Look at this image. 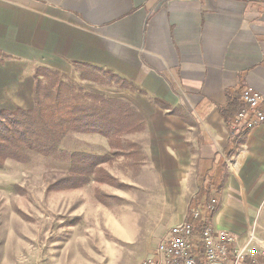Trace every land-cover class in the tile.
<instances>
[{"label": "crops", "instance_id": "obj_1", "mask_svg": "<svg viewBox=\"0 0 264 264\" xmlns=\"http://www.w3.org/2000/svg\"><path fill=\"white\" fill-rule=\"evenodd\" d=\"M0 52V109L34 106L39 65L88 90L77 64L129 81L96 91L145 116L136 136L166 194L188 210L212 178L223 186L212 224L264 253V122L234 146L219 110L241 74L264 94V0H0Z\"/></svg>", "mask_w": 264, "mask_h": 264}, {"label": "rangeland", "instance_id": "obj_2", "mask_svg": "<svg viewBox=\"0 0 264 264\" xmlns=\"http://www.w3.org/2000/svg\"><path fill=\"white\" fill-rule=\"evenodd\" d=\"M136 133L123 137L143 147L131 148L132 156H114L99 133L69 132L54 156L31 152L25 164L8 161L0 170V264H145L172 224L184 219L189 198L175 202L166 194ZM75 151L112 156L102 167L115 179L58 187Z\"/></svg>", "mask_w": 264, "mask_h": 264}, {"label": "trees", "instance_id": "obj_3", "mask_svg": "<svg viewBox=\"0 0 264 264\" xmlns=\"http://www.w3.org/2000/svg\"><path fill=\"white\" fill-rule=\"evenodd\" d=\"M0 56L7 58L0 52ZM80 79L100 85L110 86L116 83L121 88H131V83L99 66L80 63L75 65ZM34 106L30 109H0V170L6 163L15 160L27 163L30 153L54 156L61 151V145L69 132L99 133L113 148L114 156L133 155L131 148L143 150L142 145L125 140L126 134L140 132L146 128V118L135 105L119 96H107L93 92L83 85L79 86L65 79L59 70L47 66L35 68ZM237 87L227 88L226 104L219 106L223 120L230 128L234 146L243 142L253 126L239 125L237 118L247 107L244 98L246 86L243 74ZM163 108L169 106L156 100ZM185 118L180 111H173ZM251 120V116H249ZM234 150L230 149L229 154ZM69 176L60 178L56 185L60 188H81L91 181L111 183L115 178L102 166L112 160V156L90 152H71ZM223 186L216 187L215 180L209 178L208 187L199 182V190L189 205L187 219L194 225V251L201 255L202 230L212 223L218 210H210L207 204L216 198ZM215 196V197H214ZM218 200V199H216ZM217 206V204H216ZM199 208L200 216L194 218L192 209ZM264 262V259H263Z\"/></svg>", "mask_w": 264, "mask_h": 264}, {"label": "built area", "instance_id": "obj_4", "mask_svg": "<svg viewBox=\"0 0 264 264\" xmlns=\"http://www.w3.org/2000/svg\"><path fill=\"white\" fill-rule=\"evenodd\" d=\"M247 103L237 121L242 126H257L264 122V94L251 88L245 90ZM251 116V120H249ZM213 199L207 207L216 208ZM194 218L200 216L199 208L192 209ZM194 225L188 219L172 224L145 264H264V253L249 249V243L240 245L239 238L226 229H217L207 223L202 230L201 255L194 251ZM252 237V235H251Z\"/></svg>", "mask_w": 264, "mask_h": 264}, {"label": "bare ground", "instance_id": "obj_5", "mask_svg": "<svg viewBox=\"0 0 264 264\" xmlns=\"http://www.w3.org/2000/svg\"><path fill=\"white\" fill-rule=\"evenodd\" d=\"M208 209H210V210H216L215 208H213V207H208Z\"/></svg>", "mask_w": 264, "mask_h": 264}]
</instances>
